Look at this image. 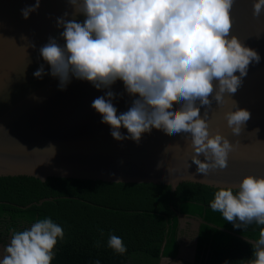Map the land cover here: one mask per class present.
I'll return each mask as SVG.
<instances>
[{
    "label": "clouds",
    "instance_id": "9594fccd",
    "mask_svg": "<svg viewBox=\"0 0 264 264\" xmlns=\"http://www.w3.org/2000/svg\"><path fill=\"white\" fill-rule=\"evenodd\" d=\"M68 2L73 9L71 18L67 12L57 18L63 45L49 37L39 49L50 75L59 80V89L65 90L75 78L97 91L105 90L91 107L117 141L139 142L153 129L166 135L183 134L198 173L205 177L227 168L235 145L211 130L208 109L213 101L219 106L225 96L231 98L249 65L260 62L259 54L232 34L236 0ZM40 3L36 0L34 6L22 9L23 18L36 12ZM252 15L256 19L264 15V0H253ZM78 16L84 17L82 22ZM46 74L42 64L33 76L42 79ZM117 81L132 98L122 113L113 104L118 94L111 89ZM232 104L233 110L225 112L224 119L232 134L240 136L251 113L234 100ZM215 187L210 208L234 229L245 230L253 223L264 226V175H246L239 184L217 183ZM63 239L64 229L51 218L38 219L21 231L12 229L0 264H51L58 240ZM248 243L252 255L247 264H264V227ZM107 245L117 254L127 252L116 235L109 236Z\"/></svg>",
    "mask_w": 264,
    "mask_h": 264
},
{
    "label": "water",
    "instance_id": "95a60500",
    "mask_svg": "<svg viewBox=\"0 0 264 264\" xmlns=\"http://www.w3.org/2000/svg\"><path fill=\"white\" fill-rule=\"evenodd\" d=\"M35 2L0 0V177H30L40 182L51 178L119 181L168 185L176 191L183 183L217 189V183L239 184L246 175H264V15L260 19L253 17V0H236L231 13L232 34L255 50L260 62L249 65L241 87L231 98L225 96L219 106L213 101L208 109L211 130L219 131L235 149L229 155L227 168L205 177L192 163L191 149L183 134L166 135L153 129L139 142L117 141L91 107L105 90L97 91L92 84L75 78L65 90L59 89V80L50 75L39 49L49 37L63 45V29L57 27V18L66 12L71 18L73 9L68 0H41L39 9L24 19L21 10ZM76 19L82 22L84 17ZM42 64L48 74L37 79L33 73ZM111 90L118 94L113 100L118 113L126 111L132 98L124 92L123 83L117 81ZM232 100L251 113L240 136L232 134L224 119V113L233 110ZM121 131L127 136L126 130ZM48 200L51 199L38 204ZM183 216H179L180 223ZM197 219L199 235L204 220ZM197 243L198 239L193 261ZM182 252L180 247L177 258Z\"/></svg>",
    "mask_w": 264,
    "mask_h": 264
},
{
    "label": "trees",
    "instance_id": "16d2710c",
    "mask_svg": "<svg viewBox=\"0 0 264 264\" xmlns=\"http://www.w3.org/2000/svg\"><path fill=\"white\" fill-rule=\"evenodd\" d=\"M216 190L194 183L172 191L168 185L0 177V245L9 243L12 229L51 218L64 229L51 264H159L177 259L179 216L185 215L204 220L194 264H247L248 241L264 226L234 229L210 208ZM43 199L51 200L38 204ZM110 235L123 240L125 254L108 247Z\"/></svg>",
    "mask_w": 264,
    "mask_h": 264
},
{
    "label": "crops",
    "instance_id": "0c3cea01",
    "mask_svg": "<svg viewBox=\"0 0 264 264\" xmlns=\"http://www.w3.org/2000/svg\"><path fill=\"white\" fill-rule=\"evenodd\" d=\"M182 218L183 219L181 220V223H180V232H179V248L181 247V249L183 251L182 255H181L180 258H177V259H175L173 261L170 258H164V259L160 260V262H164V263H166V262H170V263L180 262V264H188V263L189 264H194L193 256H191V261H188V260L185 259L186 258L185 255L187 253L185 248H188V245L186 244V239H187L186 235H188L189 232H194L193 236H194L195 241H196V239H198V237H199V235H198V226L200 224L199 223L200 220L198 221L197 218L190 217V216H183ZM191 225H192L193 228H190Z\"/></svg>",
    "mask_w": 264,
    "mask_h": 264
},
{
    "label": "rangeland",
    "instance_id": "374dc122",
    "mask_svg": "<svg viewBox=\"0 0 264 264\" xmlns=\"http://www.w3.org/2000/svg\"><path fill=\"white\" fill-rule=\"evenodd\" d=\"M192 223V222H191ZM190 228H193L192 225L190 226ZM194 232H189L187 236V239H186V244L188 245V248H185L187 253H186V260L188 261H191V256L193 254V248H194V245H195V239H194ZM5 246H1L0 245V258H2L4 252H3V249H4ZM160 264H180V262H174V263H170V262H160ZM189 264V263H188Z\"/></svg>",
    "mask_w": 264,
    "mask_h": 264
},
{
    "label": "flooded vegetation",
    "instance_id": "af4514ba",
    "mask_svg": "<svg viewBox=\"0 0 264 264\" xmlns=\"http://www.w3.org/2000/svg\"><path fill=\"white\" fill-rule=\"evenodd\" d=\"M192 256L194 257V255L192 254ZM195 258H196V254H195Z\"/></svg>",
    "mask_w": 264,
    "mask_h": 264
}]
</instances>
